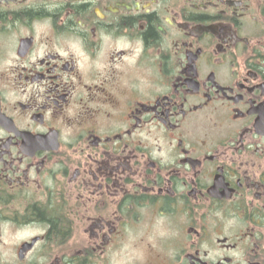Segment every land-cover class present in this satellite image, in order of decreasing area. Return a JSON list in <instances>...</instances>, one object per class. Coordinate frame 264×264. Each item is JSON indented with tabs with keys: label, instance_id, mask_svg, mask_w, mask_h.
<instances>
[{
	"label": "flooded vegetation",
	"instance_id": "obj_1",
	"mask_svg": "<svg viewBox=\"0 0 264 264\" xmlns=\"http://www.w3.org/2000/svg\"><path fill=\"white\" fill-rule=\"evenodd\" d=\"M0 264H264V0H0Z\"/></svg>",
	"mask_w": 264,
	"mask_h": 264
}]
</instances>
